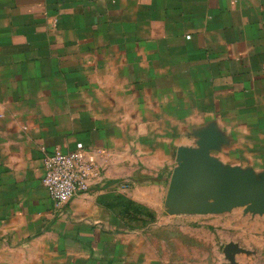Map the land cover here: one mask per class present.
Returning a JSON list of instances; mask_svg holds the SVG:
<instances>
[{
    "label": "crops",
    "instance_id": "crops-1",
    "mask_svg": "<svg viewBox=\"0 0 264 264\" xmlns=\"http://www.w3.org/2000/svg\"><path fill=\"white\" fill-rule=\"evenodd\" d=\"M209 127L264 169V0H0V264H203L165 198ZM77 143L101 178L55 206L43 157Z\"/></svg>",
    "mask_w": 264,
    "mask_h": 264
},
{
    "label": "water",
    "instance_id": "water-1",
    "mask_svg": "<svg viewBox=\"0 0 264 264\" xmlns=\"http://www.w3.org/2000/svg\"><path fill=\"white\" fill-rule=\"evenodd\" d=\"M197 135V146L177 149L165 198L167 212L206 215L244 207L245 212L264 214V169L256 173L223 164L212 154L221 144L215 128H204ZM226 251L231 255L236 249L227 246Z\"/></svg>",
    "mask_w": 264,
    "mask_h": 264
},
{
    "label": "rangeland",
    "instance_id": "rangeland-1",
    "mask_svg": "<svg viewBox=\"0 0 264 264\" xmlns=\"http://www.w3.org/2000/svg\"><path fill=\"white\" fill-rule=\"evenodd\" d=\"M180 216L175 215V218ZM195 218L200 221L196 230L204 233L205 241L207 237L213 240L203 264H264V214H252L245 212L244 207H237L228 212L197 215ZM176 246H180L178 242ZM227 246L236 251L230 255L226 251ZM215 249L218 250V258Z\"/></svg>",
    "mask_w": 264,
    "mask_h": 264
},
{
    "label": "built area",
    "instance_id": "built-area-1",
    "mask_svg": "<svg viewBox=\"0 0 264 264\" xmlns=\"http://www.w3.org/2000/svg\"><path fill=\"white\" fill-rule=\"evenodd\" d=\"M42 166V184L55 206H63L76 195L90 191L94 181L101 178L100 169L87 158L82 143L68 152L46 154Z\"/></svg>",
    "mask_w": 264,
    "mask_h": 264
},
{
    "label": "trees",
    "instance_id": "trees-1",
    "mask_svg": "<svg viewBox=\"0 0 264 264\" xmlns=\"http://www.w3.org/2000/svg\"><path fill=\"white\" fill-rule=\"evenodd\" d=\"M134 210L137 211V212H136L137 214L143 213V210L140 209V208H134Z\"/></svg>",
    "mask_w": 264,
    "mask_h": 264
}]
</instances>
